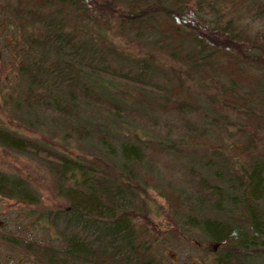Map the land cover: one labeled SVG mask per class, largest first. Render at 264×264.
Here are the masks:
<instances>
[{
  "label": "trees",
  "instance_id": "1",
  "mask_svg": "<svg viewBox=\"0 0 264 264\" xmlns=\"http://www.w3.org/2000/svg\"><path fill=\"white\" fill-rule=\"evenodd\" d=\"M108 1L31 0L25 24L43 34L25 38L30 54L17 71L27 113L96 139L119 173L0 126V147L45 163L66 202L43 214L62 249L7 242L43 264H163L138 223L153 213L155 189L175 220L224 242L215 264H264V29L240 27L243 18L264 21V0ZM112 21L116 35L148 52L118 51L106 37ZM114 85L128 94L114 95ZM81 106L149 136L120 140L107 127L68 124ZM0 197L38 202L24 178L3 170Z\"/></svg>",
  "mask_w": 264,
  "mask_h": 264
},
{
  "label": "rangeland",
  "instance_id": "2",
  "mask_svg": "<svg viewBox=\"0 0 264 264\" xmlns=\"http://www.w3.org/2000/svg\"><path fill=\"white\" fill-rule=\"evenodd\" d=\"M108 2L107 5L114 7L110 0ZM100 5L104 6L103 3ZM29 11L31 0H0V126L40 141L73 159L94 162L119 173L118 162L105 156L96 139L81 140L70 126L61 130L46 120L35 118L24 109L22 96L27 89V83L20 78L17 67L30 54L25 38L40 37L43 34L39 24H25ZM222 12L228 13L229 10ZM209 18L210 21L215 19L212 15ZM224 21L225 19L218 22L223 24ZM113 26L114 21L111 22L112 30L106 33V37L122 54L135 59L148 52V47L143 43H138L131 37L116 35ZM240 27L253 35L264 29V21L243 18ZM157 58L165 63L163 56L158 54ZM110 90L119 96L129 92L124 87L115 85ZM197 111L199 109L191 112L192 119L197 120ZM114 121L97 109L81 106L68 124L82 126L86 130L92 125L107 127L120 140H147L149 134L140 126L125 119ZM114 126L116 130H113ZM0 170L24 178L38 197V202L34 205L0 197V264H43L36 257L8 243V237L62 249L65 246L64 241L45 222L43 214L46 209L65 206L66 202L57 195L55 180L47 165L29 154L14 153L0 147ZM158 174L161 175L162 171L158 170L154 177ZM149 198L148 203L153 213L138 217V223L145 226L155 238L154 253L161 258L163 264H215L214 256L224 242H209L197 231L175 220L169 213L167 202L159 196L157 190L150 189Z\"/></svg>",
  "mask_w": 264,
  "mask_h": 264
}]
</instances>
